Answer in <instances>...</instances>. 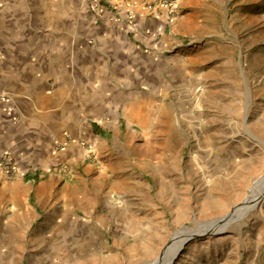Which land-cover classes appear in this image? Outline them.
Masks as SVG:
<instances>
[{
  "label": "crops",
  "instance_id": "1",
  "mask_svg": "<svg viewBox=\"0 0 264 264\" xmlns=\"http://www.w3.org/2000/svg\"><path fill=\"white\" fill-rule=\"evenodd\" d=\"M169 19L159 0H0V203L14 210L9 222L19 213L41 227L34 238L59 246L93 240L95 257L99 243L148 240L163 226L161 188L131 176L113 146L127 128L121 115L152 98L139 70L156 59L149 49L161 46ZM89 187L117 198L93 203V219H70L65 211Z\"/></svg>",
  "mask_w": 264,
  "mask_h": 264
},
{
  "label": "rangeland",
  "instance_id": "2",
  "mask_svg": "<svg viewBox=\"0 0 264 264\" xmlns=\"http://www.w3.org/2000/svg\"><path fill=\"white\" fill-rule=\"evenodd\" d=\"M178 4L176 20L165 25L161 46L149 49L156 52V59L139 70L151 79L152 98L138 112L115 117L127 128L113 146L116 153L127 156L123 165L133 167L131 176L161 188L163 226L154 227L148 240L117 237L99 243L102 249L95 257L93 240L59 246L36 239L32 233L41 227L26 224L19 213L14 218L18 224L13 218L9 222L14 210L0 203V264L155 263L177 232L226 216L260 184L264 0H178ZM93 161L97 156L87 158ZM154 169L162 170L160 178L152 177ZM170 170L173 192L167 184ZM113 189L129 191L116 184ZM88 190L77 206L65 211L70 219H93V211L101 208L93 210V203L117 198L108 189ZM21 212L29 216L25 209ZM230 223L223 232L189 240L172 264H264V197L255 210Z\"/></svg>",
  "mask_w": 264,
  "mask_h": 264
},
{
  "label": "bare ground",
  "instance_id": "3",
  "mask_svg": "<svg viewBox=\"0 0 264 264\" xmlns=\"http://www.w3.org/2000/svg\"><path fill=\"white\" fill-rule=\"evenodd\" d=\"M264 197V178L261 180L259 185H255L248 197L245 201L234 207L233 211L229 215V218L222 224V217L221 219L211 221L205 224H201L198 228H183L179 232L175 234L172 239L170 246L164 251V255L160 260H157L155 263L151 264H172V262L177 257V254L182 250L186 241L193 236L204 235L210 228H217V231H225L227 229V225L233 222L235 216L243 218L251 213L258 207L259 200ZM230 223V224H231ZM221 226V227H220ZM219 227V228H218ZM217 233V232H216Z\"/></svg>",
  "mask_w": 264,
  "mask_h": 264
},
{
  "label": "built area",
  "instance_id": "4",
  "mask_svg": "<svg viewBox=\"0 0 264 264\" xmlns=\"http://www.w3.org/2000/svg\"><path fill=\"white\" fill-rule=\"evenodd\" d=\"M159 5L163 6L164 8L169 10V21H174L176 19V15L178 14V8L179 4L177 0H159ZM129 16H133L132 14H129ZM87 156L88 158H96L97 154L94 152L92 148H89L87 150ZM6 163V159L4 161Z\"/></svg>",
  "mask_w": 264,
  "mask_h": 264
},
{
  "label": "water",
  "instance_id": "5",
  "mask_svg": "<svg viewBox=\"0 0 264 264\" xmlns=\"http://www.w3.org/2000/svg\"><path fill=\"white\" fill-rule=\"evenodd\" d=\"M260 201V200H259ZM234 209V208H233ZM233 211V210H232ZM231 211V212H232ZM231 214V213H230ZM230 214H227L226 216H224V218L222 219V224H224L225 223V221L229 218V215ZM221 219V218H220ZM218 220V219H217ZM221 227V226H220ZM219 228V227H218ZM216 232H218L217 231V228H216V230H215V228H210L208 231H207V233L206 234H204V235H199V236H193V237H190L187 241H186V243L189 241V240H191V239H194L195 237H203V236H206V235H211V234H214V233H216ZM171 242H172V240H171ZM171 242H169L168 243V245L165 247V249H164V251H166L167 250V248L170 246V244H171ZM185 243V244H186ZM163 251V252H164ZM164 255V253H162L161 255H160V257L158 258V260H160L161 258H162V256Z\"/></svg>",
  "mask_w": 264,
  "mask_h": 264
}]
</instances>
